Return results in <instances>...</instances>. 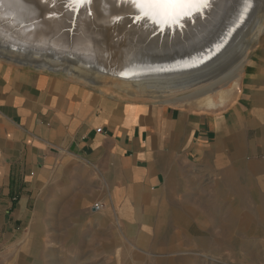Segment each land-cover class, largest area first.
<instances>
[{"label":"crops","instance_id":"1","mask_svg":"<svg viewBox=\"0 0 264 264\" xmlns=\"http://www.w3.org/2000/svg\"><path fill=\"white\" fill-rule=\"evenodd\" d=\"M243 78L228 106L197 109L0 62V264H101L127 241L168 253L218 236L238 181L264 178L251 159L264 155V43Z\"/></svg>","mask_w":264,"mask_h":264},{"label":"bare ground","instance_id":"2","mask_svg":"<svg viewBox=\"0 0 264 264\" xmlns=\"http://www.w3.org/2000/svg\"><path fill=\"white\" fill-rule=\"evenodd\" d=\"M61 1L63 4L58 5V0H0V40L9 45L0 48V58L39 69L62 70L91 85H103L105 78L117 79L126 83L118 89L131 96L137 95L131 87L144 92L141 83L189 82L210 76L212 80L186 98L200 107L216 108L229 97L223 92L216 98L217 87L239 81L249 52L264 35V0H256L258 8L253 13L254 4L251 11L254 24L253 20L247 23V29L252 27L253 31L247 38L229 45L196 71L173 72L177 66L219 48L248 0H209L202 14L185 16L175 25L153 23L147 18L136 21L138 10L128 0H90L82 6ZM69 6L71 14L66 13ZM98 36L104 38L98 40ZM18 46L50 50L67 59L25 55Z\"/></svg>","mask_w":264,"mask_h":264},{"label":"rangeland","instance_id":"3","mask_svg":"<svg viewBox=\"0 0 264 264\" xmlns=\"http://www.w3.org/2000/svg\"><path fill=\"white\" fill-rule=\"evenodd\" d=\"M255 1L256 0H248L246 8L243 12H239V15L236 17L228 35L225 39H223L219 48H216L209 55L202 56L196 60L190 61L187 64L177 66L173 72L196 71L198 68L207 64L214 56H216V54L229 47V45H233V43H236L237 45L241 39L247 38L253 31L252 27L247 29V23H251L253 20L254 24V18L251 14L252 12L255 13L258 8V1L256 3ZM61 3L63 4V1L58 0V5ZM253 6L254 10L252 11ZM71 11L72 7L69 6L66 13L71 14ZM98 38V40H101L104 37L98 36ZM263 43L264 35L254 44L253 50L257 47H261ZM7 44L8 43L0 40L1 49H6L9 46ZM114 48V50L117 51V48ZM17 49L22 50L21 53L25 55H36L40 58L61 57L63 59H67V57L55 54L50 50H36L31 46H18ZM251 52L252 50L249 54H251ZM0 62L21 65L3 58H0ZM21 66L36 68L30 65ZM42 70L56 72L83 82L81 79L73 75H69L62 70ZM195 78L196 79L189 82L184 79H173L169 81L163 80L161 82L151 81L141 83V88L144 92H140L138 91L139 89L131 87V90H134V92L137 93L136 96H131L130 93L118 89L119 86H123L126 83H122V81L117 79L105 78L103 80V85H88L92 88L101 90L108 95L120 97L125 100H146L151 102L193 107L197 109H223L232 103L235 98H237L239 93L238 91L241 88L244 79L242 74L241 78L235 85H232V82H229L230 84L227 82L219 85L216 89L217 93H215V97L217 98L219 93L224 92L229 95L228 100L222 106H218L216 108H204L192 102V100L186 98V96L189 95L191 91L193 92L195 88H201L204 86L212 80V78L204 75ZM151 94L159 97H151ZM251 159H257L264 163V155H253ZM238 183H247L246 185L248 186L236 187L233 192L236 197L234 204L226 205L221 203L219 205L221 210L218 236L186 237L187 240L191 238L193 242L196 240L198 244L191 245V243L188 242L187 245H185V242L182 241V245H179L178 248L168 253L163 250L155 252L144 251L139 249L134 243H129L127 241L122 252L119 251L114 255V252L109 250L108 253L111 258L109 257L107 260L103 259L101 264H135V261L133 260V256H135L133 255L134 253L144 256L145 261L141 262L142 264H157L159 261L169 262L168 259H170L169 263L171 264H178L180 260H182L181 264H264V178H261L260 180L253 179L250 183L248 180H243L242 182L239 180ZM200 241H203L204 243L201 244ZM99 262L100 260L95 256V253H92L91 261L88 263L100 264ZM163 263L164 262H160V264ZM39 264H57V262H53L51 259L45 258L44 261H41Z\"/></svg>","mask_w":264,"mask_h":264},{"label":"snow or ice","instance_id":"4","mask_svg":"<svg viewBox=\"0 0 264 264\" xmlns=\"http://www.w3.org/2000/svg\"><path fill=\"white\" fill-rule=\"evenodd\" d=\"M90 0H71V5H84ZM132 7L138 10L135 20L145 18L153 23L178 24L187 16L202 14L209 0H128Z\"/></svg>","mask_w":264,"mask_h":264},{"label":"built area","instance_id":"5","mask_svg":"<svg viewBox=\"0 0 264 264\" xmlns=\"http://www.w3.org/2000/svg\"><path fill=\"white\" fill-rule=\"evenodd\" d=\"M97 131H98V132H101V128H98ZM103 207H104V205H103L101 202H97V203H95V205H94L93 208H94V210H96V211H100V210L103 209Z\"/></svg>","mask_w":264,"mask_h":264}]
</instances>
